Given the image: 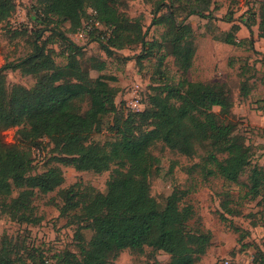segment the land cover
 Returning a JSON list of instances; mask_svg holds the SVG:
<instances>
[{"label": "trees", "instance_id": "16d2710c", "mask_svg": "<svg viewBox=\"0 0 264 264\" xmlns=\"http://www.w3.org/2000/svg\"><path fill=\"white\" fill-rule=\"evenodd\" d=\"M210 1L156 0L154 13L167 9L156 21L167 25L159 43L146 40L139 21L120 9L122 0H33L35 19L40 25L35 30L33 51L0 67V197L9 199L19 190L17 197H11L9 212L20 222L38 224L33 197L37 192H52L64 182L62 166H73L78 171L111 170L105 193L89 188L80 200L70 198V206L62 208L65 213L68 207L82 205L94 231L91 240L81 246L79 253L66 250L58 254L57 261L45 256L38 264H48L47 260L51 264H114L122 250L142 252L147 247L171 256L169 263L157 264H195L206 252L210 233H197L189 227L190 208L181 206V194L173 192L164 208L152 195L151 177L159 161L152 147L162 142L174 151L193 156L198 153V146L210 144L213 152L208 163L212 167L207 168V174L240 183L242 173L251 164L252 153L235 133L229 118L232 101L226 90L217 83L166 81L150 87L143 110L122 109L115 101L118 90L110 84L116 78L103 74L93 80L82 69L78 56L84 46L59 32L60 47L67 59L65 65H59L53 56L55 51L49 49L46 40L40 43V39L46 31L52 35L58 31L56 19L69 22V30L75 35L88 15L86 18L93 23L88 37L99 41L107 53L127 44L140 43L150 50L157 43L162 46L169 42L177 62L187 70L195 47L188 40L192 29L184 25V19L190 15L208 17ZM255 2L258 8L247 10L249 18L243 24L251 33L258 26V35L264 38V0ZM17 5L15 0H0V23L10 21ZM179 5L186 11L181 21ZM89 9L95 13H89ZM239 30L240 25L234 24L223 41L238 45ZM7 70L34 75L37 82L31 88L15 84L9 90ZM216 106L221 108L219 113L214 110ZM109 116L113 117L110 128L115 138L104 144L94 142L92 136L101 132L103 120ZM12 128H17V138L8 142L4 133ZM44 138L59 151V165L35 172L32 148L41 147ZM214 151L223 153L224 158L220 159ZM246 185L254 196L264 192L263 166H252ZM69 193L77 195L73 188ZM14 263L11 253L1 247L0 264Z\"/></svg>", "mask_w": 264, "mask_h": 264}, {"label": "rangeland", "instance_id": "374dc122", "mask_svg": "<svg viewBox=\"0 0 264 264\" xmlns=\"http://www.w3.org/2000/svg\"><path fill=\"white\" fill-rule=\"evenodd\" d=\"M19 2L10 21L0 23V67L31 53L35 30L40 28L32 8L33 0ZM155 4L156 0H122L120 9L139 21L147 41L160 43L167 25L156 21L167 9L156 14ZM179 6L178 20L181 21L186 11ZM255 8H258L255 0H237L236 3L211 0L210 9L206 11L208 17L187 16L184 25L192 29L188 40L195 47L192 64L187 70L177 62L169 42H163L162 46L157 43L150 50H145L140 43L127 44L125 48L115 49L109 54L99 41L74 35L69 30L70 23L59 19L55 20L58 31L54 35L46 31L40 39V43L46 40L49 49L55 51L53 56L59 65L67 63L66 54L60 47L59 32L84 46L78 56L82 69L93 80L103 74L115 77L116 80L110 84L118 90L115 101L122 109L131 110L128 104L134 99L135 89L146 104L150 87L166 81L177 83L187 79L217 83L229 94L232 101L229 118L235 126V133L252 153L251 164L242 173L240 183L207 174V168L212 167L208 163L213 152L210 144L198 146V153L193 156L174 151L162 142L152 147L159 161L151 177V193L159 206L164 208L168 197L178 192L182 196L181 206L190 208L189 227L197 233H210L206 252L195 264H262L264 260V192L254 196L246 185L252 166L264 167V38L259 37L258 26H254L251 33L243 24L246 17L249 18L247 10ZM86 17L85 24L91 21ZM234 24L240 25L236 33L240 41L238 45L223 41L225 33ZM102 30L107 31L106 28ZM140 54L143 57L139 59ZM5 74L9 90L15 84L31 88L37 82L36 76L24 74L21 70H7ZM214 110L219 113L221 108L216 106ZM112 122V116L105 118L101 132L95 133L92 140L100 144L113 140ZM16 132L17 128L5 131L6 141L14 142ZM214 152L220 159L224 158L223 153ZM32 153L35 172L59 165L57 158L60 153L47 138L43 139L41 147L32 148ZM62 168L64 182L52 192H37L33 197L34 215L40 220L38 224L20 222L9 212L11 197H17L19 190L9 199L0 197V248L5 247L11 253L14 264H38L45 256L57 261L61 252L71 250L79 253L81 246L91 240L94 231L89 227L82 205L68 207L65 213H62V208L70 206V198L80 200L81 194L89 188L105 193L111 170L95 172L78 171L73 166ZM71 188L77 192L76 196L69 193ZM170 259L168 253L147 247L142 252L122 250L114 264L169 263Z\"/></svg>", "mask_w": 264, "mask_h": 264}, {"label": "built area", "instance_id": "2783aa9c", "mask_svg": "<svg viewBox=\"0 0 264 264\" xmlns=\"http://www.w3.org/2000/svg\"><path fill=\"white\" fill-rule=\"evenodd\" d=\"M16 2H17V4L18 3H20L19 2V0H15ZM17 7H18V5H17ZM91 14H94L95 12H93L92 10H91V12H90ZM34 14H35V12H34ZM96 25H99V22H96ZM92 28H93V23H92V20L89 22H86V24L84 23V25H83V28L77 33L79 36H89V33H90V31L92 30ZM129 105V107H130V109L132 110V111H141V110H143V108H144V104H143V102L141 101V97H140V95L138 94V90L137 89H135V96H134V99L132 100V102L130 103V104H128ZM48 264H51L48 260L46 261ZM253 263V262H252Z\"/></svg>", "mask_w": 264, "mask_h": 264}]
</instances>
